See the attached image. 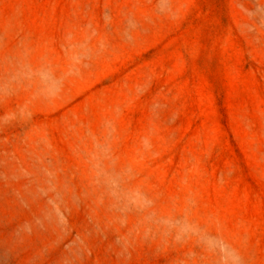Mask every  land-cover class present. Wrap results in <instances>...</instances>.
Segmentation results:
<instances>
[{
  "label": "rangeland",
  "instance_id": "374dc122",
  "mask_svg": "<svg viewBox=\"0 0 264 264\" xmlns=\"http://www.w3.org/2000/svg\"><path fill=\"white\" fill-rule=\"evenodd\" d=\"M0 264H264V0H0Z\"/></svg>",
  "mask_w": 264,
  "mask_h": 264
}]
</instances>
